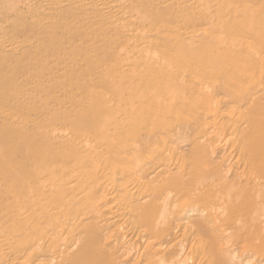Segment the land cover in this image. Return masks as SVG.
<instances>
[{"label":"bare ground","instance_id":"bare-ground-1","mask_svg":"<svg viewBox=\"0 0 264 264\" xmlns=\"http://www.w3.org/2000/svg\"><path fill=\"white\" fill-rule=\"evenodd\" d=\"M0 264H264V0H0Z\"/></svg>","mask_w":264,"mask_h":264}]
</instances>
